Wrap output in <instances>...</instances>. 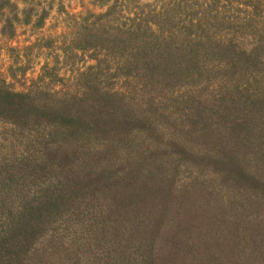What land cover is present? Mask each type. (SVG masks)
<instances>
[{
  "label": "trees",
  "instance_id": "1",
  "mask_svg": "<svg viewBox=\"0 0 264 264\" xmlns=\"http://www.w3.org/2000/svg\"><path fill=\"white\" fill-rule=\"evenodd\" d=\"M134 19L78 27L75 48L110 49L73 91L51 67L21 90L0 76V264H264V84L227 85L264 68L263 41L184 52Z\"/></svg>",
  "mask_w": 264,
  "mask_h": 264
},
{
  "label": "rangeland",
  "instance_id": "2",
  "mask_svg": "<svg viewBox=\"0 0 264 264\" xmlns=\"http://www.w3.org/2000/svg\"><path fill=\"white\" fill-rule=\"evenodd\" d=\"M83 3L86 4L84 7ZM105 11L108 14L100 16ZM131 18H135V22L148 19L153 33L170 36L174 40L173 46H181L184 52L189 50L188 41L197 52L213 50L204 41H227L236 46L231 51H239L242 46L249 49L246 43H254L257 39L264 43V0H41L35 6L24 7H16L9 0H0L1 33L33 37L30 45L17 49L12 47L18 57V66L14 67L24 66L26 72L22 75L18 72L7 82L13 83L15 90L25 89L37 80L44 69L51 67L54 76L49 78L44 74L43 78L49 88L73 91L72 82L77 73L93 65L94 56L109 60L104 52L110 49L75 48L71 42L79 37L78 27L88 25L108 30L105 26L110 25L126 29ZM52 24L59 29L56 36L50 35L51 32L55 33L52 31ZM116 51V48H112L109 53ZM8 52L10 53L9 49ZM200 75L208 76L204 72ZM214 77L211 75L205 87L200 88L204 94L213 92L216 88L213 84ZM259 82L264 84L263 67L240 78L236 85V81L226 83L229 87L236 86L239 91H251L256 89ZM109 85L115 90L127 89V83H123V79L119 77L109 78ZM181 89L183 86L176 83L171 89V96L179 98ZM158 108H161V103ZM162 109L169 113V109L164 106ZM9 130L11 125L0 124V153L8 151L7 138L13 134ZM14 150L19 153L22 147H15Z\"/></svg>",
  "mask_w": 264,
  "mask_h": 264
},
{
  "label": "crops",
  "instance_id": "3",
  "mask_svg": "<svg viewBox=\"0 0 264 264\" xmlns=\"http://www.w3.org/2000/svg\"><path fill=\"white\" fill-rule=\"evenodd\" d=\"M9 1L13 2L16 5V7H22V6L24 7L28 5L35 6L37 2L41 0H9ZM50 1L52 2V0ZM85 5L86 4L83 3V7ZM51 27H52V31H54L55 33L51 32L50 35L56 36L57 30H59L58 27H55L53 24ZM43 34L46 35L47 32H43ZM14 35L13 34L5 35L4 33H1L0 31V76L3 77L6 81L13 79L17 75L18 72L21 73L19 69L20 67L19 68L14 67V66H18L16 65L18 63L17 62L18 57L15 56L16 52L12 51L13 50L12 47H14L15 49L20 48V47L22 48L27 45H30V43L33 41V37H26L23 35L19 37V36H14ZM8 49L10 50V53L8 52ZM10 69L13 70L14 72L13 75L10 74L9 72ZM23 72H26V70L24 69Z\"/></svg>",
  "mask_w": 264,
  "mask_h": 264
}]
</instances>
